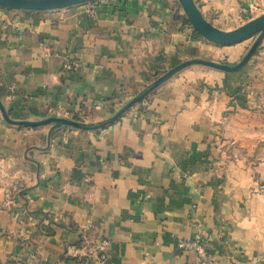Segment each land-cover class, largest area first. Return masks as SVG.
I'll use <instances>...</instances> for the list:
<instances>
[{
  "label": "crops",
  "instance_id": "obj_1",
  "mask_svg": "<svg viewBox=\"0 0 264 264\" xmlns=\"http://www.w3.org/2000/svg\"><path fill=\"white\" fill-rule=\"evenodd\" d=\"M194 1L220 30L264 8ZM229 48L172 0L0 7V101L17 121L98 125L160 71ZM140 106L96 130L0 111V264H185L178 243L197 234L218 264H264V39L242 70L189 66Z\"/></svg>",
  "mask_w": 264,
  "mask_h": 264
},
{
  "label": "water",
  "instance_id": "obj_2",
  "mask_svg": "<svg viewBox=\"0 0 264 264\" xmlns=\"http://www.w3.org/2000/svg\"><path fill=\"white\" fill-rule=\"evenodd\" d=\"M92 1L94 0H0V7L12 10L45 12L66 9ZM178 2L180 3L182 10L194 31L199 36L211 43L221 46L232 45L237 44L251 36H256L252 45L245 53L243 58L240 60V62L235 65H227L205 59H190L182 61L171 69H169L168 71H166L158 78H156L142 93L133 97L128 103L121 107L111 117H109L104 122L98 125L87 126L80 122L60 117H49L41 121H17L11 119L8 116L5 108L3 107V104L0 101V111L3 116V119L10 124L18 126L33 127L51 123L53 125L71 126L77 129H100L117 121L125 112H127L135 104H137L145 97H147L150 93L155 91L172 76L189 66L201 65L220 70L225 73H233L239 71L249 62V60L252 58L257 48L259 47L260 43L264 39V13L234 28L233 30L224 31L215 27L203 17L201 11L197 7L194 0H178Z\"/></svg>",
  "mask_w": 264,
  "mask_h": 264
},
{
  "label": "rangeland",
  "instance_id": "obj_3",
  "mask_svg": "<svg viewBox=\"0 0 264 264\" xmlns=\"http://www.w3.org/2000/svg\"><path fill=\"white\" fill-rule=\"evenodd\" d=\"M172 2H173V4H174V8L176 9V14H179V15H181L182 16V18H183V20L186 22V24H188L190 27H192L191 26V24L189 23V21H188V19H187V17H186V15L184 14V12H183V10H182V7H181V5H180V3L178 2V0H172ZM20 11H23V10H20ZM242 12V14H243V17H242V19L241 20H239L238 22H236V23H228L226 26H227V30H224V31H229V30H233L234 28H236V27H238V26H240V25H242V24H244V23H246V22H248V21H250L251 19H253V18H255V17H257V16H259V15H261L262 13H264V8H262V9H259V10H257L256 12H254V13H251V12H248L247 10H242L241 11ZM193 29V28H192ZM194 30V29H193ZM195 32V31H194ZM196 33V32H195ZM197 34V33H196ZM198 35V34H197ZM255 37L256 36H251V37H249V38H247V39H245V40H243V41H241V42H239V43H237V44H232V45H225L224 47H227V46H229L230 48L229 49H227L228 50V52H226L225 54H224V56L223 57H220L218 60H216V61H214V62H217V63H220V64H227V65H235V64H237V63H239L240 62V60L243 58V56L245 55V53L248 51V49L250 48V46L252 45V43H253V41L255 40ZM263 41V40H262ZM262 43V42H261ZM261 43H260V45H261ZM238 45V46H237ZM260 45H259V47H260ZM221 46V45H220ZM258 47V48H259ZM257 48V49H258ZM257 51V50H256ZM256 53V52H255ZM255 53H254V55H255ZM253 55V56H254ZM253 56H252V58H253ZM251 58V59H252ZM198 59H201V58H198ZM251 59L249 60V62L251 61ZM205 60H211V59H205ZM211 61H213V60H211ZM248 62V63H249ZM248 63L243 67V68H245L247 65H248ZM243 68H241L240 70H242ZM171 69V68H170ZM205 69H213V68H209V67H205ZM169 69H166V70H162V71H160V74L158 75V77L159 76H161L162 74H164L166 71H168ZM225 73V72H224ZM225 74H229V73H225ZM157 77V78H158ZM149 86V85H148ZM147 86V87H148ZM146 87V88H147ZM145 88V89H146ZM144 89V90H145ZM143 90V91H144ZM142 91V92H143ZM141 92V93H142ZM154 92V91H153ZM140 93H138V94H136L135 96H137V95H139ZM151 95V93L147 96V97H145L143 100H141L140 102H138L137 104H135L133 107H138V106H140V105H142V103H143V101L144 100H146L149 96ZM135 96H133V97H135ZM121 104H124V103H121ZM132 107V108H133ZM140 107H142V106H140ZM131 109V108H130ZM129 109V110H130ZM128 110V111H129ZM112 114V113H111ZM114 114V113H113ZM104 120H106V119H103V122H104ZM102 122V121H101ZM98 124V123H97ZM100 124V123H99ZM89 126H93V124H90Z\"/></svg>",
  "mask_w": 264,
  "mask_h": 264
},
{
  "label": "built area",
  "instance_id": "obj_4",
  "mask_svg": "<svg viewBox=\"0 0 264 264\" xmlns=\"http://www.w3.org/2000/svg\"><path fill=\"white\" fill-rule=\"evenodd\" d=\"M76 65H66V69L75 68ZM110 245L107 238L101 239L95 247V262L100 263ZM178 251L190 257L185 264H218V261L211 256L206 240L201 235H195L190 239H182L178 243Z\"/></svg>",
  "mask_w": 264,
  "mask_h": 264
},
{
  "label": "trees",
  "instance_id": "obj_5",
  "mask_svg": "<svg viewBox=\"0 0 264 264\" xmlns=\"http://www.w3.org/2000/svg\"><path fill=\"white\" fill-rule=\"evenodd\" d=\"M75 121H77V120H75ZM78 122V121H77Z\"/></svg>",
  "mask_w": 264,
  "mask_h": 264
}]
</instances>
